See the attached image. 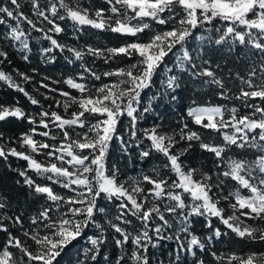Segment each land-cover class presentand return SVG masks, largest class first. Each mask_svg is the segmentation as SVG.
I'll use <instances>...</instances> for the list:
<instances>
[{
	"label": "snow or ice",
	"instance_id": "snow-or-ice-1",
	"mask_svg": "<svg viewBox=\"0 0 264 264\" xmlns=\"http://www.w3.org/2000/svg\"><path fill=\"white\" fill-rule=\"evenodd\" d=\"M105 3L107 8H92L83 6L80 0H47L44 4L40 0H27L25 4L10 0L9 6H0V65L11 63L9 48H15L28 61L32 50L29 41L33 38L30 33L34 31L50 45L39 50L41 56L54 60V56L48 55L54 49L66 51L69 64L81 62L78 78L85 81L77 82L72 77L64 81L79 93L72 96L61 91L59 95L64 100H55L65 113L73 105L77 107L67 118L55 110H41L32 115L18 102L0 104V122L15 118L32 125L18 141L20 148L27 151L0 146V158L7 161L9 157H18L27 161L26 169L13 171L46 201L28 218L25 227L23 213L0 196V233L7 237L0 246V264H60L66 250L91 228L96 232L87 236L88 246L77 255L75 264H152L150 249L164 240L176 244L169 264H186L188 256L192 257L191 264H205L196 249L206 252V242L191 231L190 217H204L207 221L205 227L212 231L206 238L207 244L213 237L219 239L227 234L219 228L212 229L213 217L240 239L264 242V0H105ZM25 7L30 8L31 16L25 13ZM57 20H70L74 27L79 26L78 31L90 26L136 39L104 49L68 46L54 38L64 31ZM153 23L162 27L153 29ZM146 30L150 34L142 41L140 34ZM197 32L201 34L196 35ZM193 38L197 41L194 47L190 45ZM217 54L219 59L214 60ZM86 56L93 58V64L96 59L106 65L124 58L134 62L98 73L88 66ZM169 57L174 58L171 66ZM221 61L232 62L234 67L242 63L246 72L242 75L239 70L229 69L222 73ZM158 74L164 77L162 91L150 97L140 112L142 93L153 86ZM17 76L22 83L33 80L22 72ZM103 78L111 82H103ZM88 80L101 83L90 85ZM0 82L22 93L32 105L40 103L4 70H0ZM189 83L213 91L221 100L240 101L249 111L240 114L235 106L199 105L193 100L187 117L194 125L221 136V144L205 142L200 132L182 122L178 131L160 132L159 126L145 129L144 138L150 143L147 149L142 148L139 119L154 110V102L165 97L175 101L176 91ZM40 87L57 91L43 81ZM233 87L239 91L233 92ZM125 116L129 118L127 139L118 127ZM37 135L60 142L38 141L34 139ZM114 140L124 153H129L135 143L141 148L142 158L150 157L153 151L161 154L165 158L162 169L174 173L175 179L169 180L162 169H154L151 176L129 177L130 184L121 181L119 169L115 165L111 170L108 168ZM197 143L202 151L215 157L213 169L185 168L181 158ZM232 152L235 155H229ZM249 153H253V158H249ZM33 154L51 159L41 162ZM29 170L50 183H37ZM229 180L238 187L224 194ZM145 184L149 187L145 188ZM53 185H59L67 193L55 191ZM241 189L249 194H242ZM189 199L191 202L186 203ZM222 200L228 201L231 214L225 215V208L220 206ZM174 221H178V228ZM166 230L172 231L165 235ZM108 233L120 250L115 259L103 253ZM129 244L130 252L126 247ZM102 254L103 261L99 259ZM212 255L221 261L226 259L227 264H264V253H250L246 257L232 254L226 258L217 257L215 252Z\"/></svg>",
	"mask_w": 264,
	"mask_h": 264
},
{
	"label": "trees",
	"instance_id": "trees-1",
	"mask_svg": "<svg viewBox=\"0 0 264 264\" xmlns=\"http://www.w3.org/2000/svg\"><path fill=\"white\" fill-rule=\"evenodd\" d=\"M27 0H21L22 4H25ZM41 4L47 3V0H40ZM83 6L92 7V8H107L108 5L105 3V0H80ZM10 0H0V6H9ZM24 11L26 14L31 16V10L29 7H25ZM34 18V17H33ZM35 19V18H34ZM57 23L61 25L64 31L57 35H54V38L58 40L61 44L68 46H73L77 48H84L85 46H92L95 48H107V47H119L122 44L133 42L136 38L131 36H122L120 34H115L107 31H100L93 29L90 26H83L79 31L77 27H74L70 20H57ZM8 23L14 24V21H9ZM219 25V22H217ZM46 26V25H45ZM7 25L4 26L6 28ZM22 27L27 28V25ZM162 26L156 25L153 23V29L159 30ZM150 32L146 30L145 33L140 34L141 40L146 41ZM200 32H197L196 35H200ZM32 39H30L31 52L29 53L30 59L25 61L21 58V54L15 48L7 49L9 52V59L11 63H4L0 65V70H4L17 80V83H22L21 79L17 76L18 72L25 73L33 77V80L27 83H22V86L28 91L31 95L37 98L40 103L38 105H32L31 102L25 97L22 93L16 92L12 89L7 88L3 82H0V104L5 105H14L18 102L20 106L26 113L35 115L41 110H55L66 118L70 116L72 111H77V107L73 105L68 113H65L63 107H57L55 100H64V97H61L59 93L61 91H67L72 96H78L79 93L70 88L67 84L64 83L66 79L72 77L77 79V82L80 81L78 78V73L82 71L80 67V61H75L72 64H69L65 59V56L69 54L61 52L59 49H54L53 53L48 54L54 56V60H48L47 56H41L39 50L42 47H48L49 42L39 39L40 34L32 31L30 33ZM197 41L193 38L190 42L191 46H195ZM214 60L219 59V55L213 57ZM173 57L168 58L169 66H171ZM85 61L88 63V66L93 67V69L100 73L109 69H115L116 67H124L126 64L134 62L133 60H128L127 58L120 60H113L109 64H104L103 60L96 59L95 64L92 63V57H85ZM222 73H227L229 69L233 71L239 70L242 75L245 74L246 68L245 65L240 63L235 67L232 62L221 61ZM35 70V71H33ZM45 77H49V80H44ZM114 79V78H113ZM164 79L162 74H158L154 77V84L150 89H146L142 93L143 101L139 107V111L143 112V107L148 105L149 98L158 92L162 91V80ZM47 83L49 88L57 89L56 92H51L49 89L40 87L41 82ZM56 81L57 83H53ZM103 82L110 83L111 79L103 78ZM87 83L94 84L99 86L101 81L88 80ZM236 85H239V81H236ZM238 87H233V92H238ZM176 100L172 101L169 98L165 97L160 99L157 102H154L153 111L145 113L143 118L138 121V137L141 143L142 148L147 149L149 143L144 138V130L152 128L154 126H159L160 132H171L173 130L178 131V126L182 122H187L189 128L193 131H198L205 138V142L215 144L222 143V137L216 133L211 132L210 130H205L200 128L197 125H194L191 122V119L187 117V109L192 105L193 100L196 101L199 105H215V104H227L229 108L235 106L240 114H243L249 109L242 107L240 101H226L221 100L218 96L214 94L213 91H209L206 88L193 87L191 83L187 84L185 87L178 89L175 93ZM45 96L49 97L45 99ZM259 102V101H257ZM129 118L122 117L119 124V133L124 136L125 139L128 138V133L126 128L128 127ZM32 125H29L27 120H17L15 118H9L5 122H0V133H3L2 139H0V146L6 148L15 147L19 151H27V149L20 148L18 143L19 138L22 133H26ZM43 129H38L41 131ZM54 132H58V129H53ZM79 131V129H76ZM71 133V130H70ZM74 134V133H73ZM34 139L38 141H45L49 143L59 144V139L57 141H50L48 138L41 136H34ZM183 144V142H181ZM141 148H137L135 143L130 149L129 153H124L120 150L119 143L117 141L112 142L110 149V156L108 159V168L112 169L115 165L119 169V179L121 181H130L129 177H141L142 175H154V169H162V163L164 157L156 152H152L151 156L148 158H142L139 153ZM35 159L41 162H49L51 158L46 155L33 154ZM229 155H235V152L229 153ZM249 158H253V153L248 154ZM185 165V168H200L203 166L204 170L213 169V161L215 157L207 152L202 151L199 148L198 143L193 145V150L187 153L184 157L181 158ZM27 168V161L20 159L18 157H9L7 161L3 158H0V196L6 197L10 200L12 208L19 213H23L25 218V227L29 223V217L38 212L46 203L45 199L41 196L35 195L23 182V177L18 175L17 171L13 169L24 170ZM223 170V169H221ZM163 172L167 174L169 180L175 179V174L168 171V169H162ZM32 176L37 183H50L49 181L44 180L42 177L36 176L34 172L29 170L28 173ZM19 181V183H17ZM55 191L59 193L66 194L67 190L62 189L59 185H53ZM149 187L145 184V188ZM236 185L235 181H228V190H231ZM179 191V190H177ZM241 191H244L241 189ZM186 195V194H185ZM190 199L186 200V203H190ZM234 202V201H233ZM163 207V205H161ZM115 213V209H112ZM167 215V213H166ZM191 231L197 236L201 237L206 242L207 251L201 253L199 249H196L199 258L205 261V264H227V260L223 261L213 257L212 253L215 252L217 257H227L232 254H236L240 257H246L250 253H264V242H250L248 240H243L237 237L229 229H227L218 218H211L212 229L219 228L222 233H227L221 238L217 239L213 237V240L210 244H207L206 238L212 235V231L205 227L207 221L204 217H190ZM103 223V220H100ZM170 222H173L170 217ZM176 228L179 227L178 221H174ZM137 225L139 221H134ZM248 223H252L248 221ZM14 230V229H13ZM172 230H166L165 235H168ZM96 232V229L91 228L86 230L84 238L79 239L72 247L68 248L64 256L60 260V264H75L76 257L78 254L82 253L83 248L88 246L87 236L93 235ZM19 235L20 233H16ZM5 233H0V236H4ZM108 241L103 247V253L107 254L109 257L115 259L117 255L120 254V250L115 247L114 241L111 238V233H108ZM184 235V234H182ZM29 243H31L29 241ZM131 251V244L126 246ZM176 244L174 241L164 240L159 242L156 248L150 249V258L152 264H169V261L173 258L174 249ZM103 261V254L99 257ZM192 257L188 256L186 259V264H191Z\"/></svg>",
	"mask_w": 264,
	"mask_h": 264
},
{
	"label": "rangeland",
	"instance_id": "rangeland-1",
	"mask_svg": "<svg viewBox=\"0 0 264 264\" xmlns=\"http://www.w3.org/2000/svg\"><path fill=\"white\" fill-rule=\"evenodd\" d=\"M230 131V130H229ZM197 178H199V175H197ZM129 184L131 183V181H127ZM229 190L227 188L224 189V194H227ZM242 194L244 195H248L249 193H247L246 190L242 191ZM220 206L225 208V215H229L231 214V209L228 208V201H221L220 202ZM6 234L4 236H0V246H3V244L6 241Z\"/></svg>",
	"mask_w": 264,
	"mask_h": 264
}]
</instances>
